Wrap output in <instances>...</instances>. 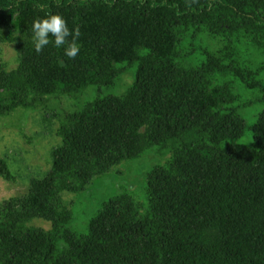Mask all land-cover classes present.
<instances>
[{
  "label": "trees",
  "instance_id": "16d2710c",
  "mask_svg": "<svg viewBox=\"0 0 264 264\" xmlns=\"http://www.w3.org/2000/svg\"><path fill=\"white\" fill-rule=\"evenodd\" d=\"M47 13L79 28L74 60L35 52ZM0 43L20 57L0 63V116L96 91L48 173L0 205V264H264V0H0ZM146 155L145 195L114 194L77 230L65 195ZM0 175L17 179L6 158Z\"/></svg>",
  "mask_w": 264,
  "mask_h": 264
},
{
  "label": "rangeland",
  "instance_id": "374dc122",
  "mask_svg": "<svg viewBox=\"0 0 264 264\" xmlns=\"http://www.w3.org/2000/svg\"><path fill=\"white\" fill-rule=\"evenodd\" d=\"M19 59V52L14 44L0 43V63L14 69ZM135 74L136 69H132L131 74L125 73L118 87L111 91L121 93L126 90L133 83ZM91 89L81 100L64 96L65 98L48 100L46 105L37 110L19 109L0 116V158L7 159L12 172L17 176L16 180L8 181L0 175V205L14 196L26 194L34 178H42L48 173L53 165V151L62 142L57 134L58 128L66 114L78 110L95 96L96 91ZM250 108L246 111L250 114L249 120L254 115L250 113ZM168 154L166 150L163 159ZM148 155L141 161L124 163L111 173L95 179L81 194L67 193L66 199L73 202V226L80 232H85L88 222L102 203L120 191H128L129 188L132 194L141 199V195H145L147 172L158 163L159 158ZM36 223L45 228L51 227L48 222Z\"/></svg>",
  "mask_w": 264,
  "mask_h": 264
},
{
  "label": "clouds",
  "instance_id": "9594fccd",
  "mask_svg": "<svg viewBox=\"0 0 264 264\" xmlns=\"http://www.w3.org/2000/svg\"><path fill=\"white\" fill-rule=\"evenodd\" d=\"M31 32V42L38 54L50 44L57 49L63 48L69 60H74L81 51L77 42L81 35L79 28H70L66 18L59 13H47L45 17L37 18L32 23ZM59 63L65 65L63 59Z\"/></svg>",
  "mask_w": 264,
  "mask_h": 264
}]
</instances>
